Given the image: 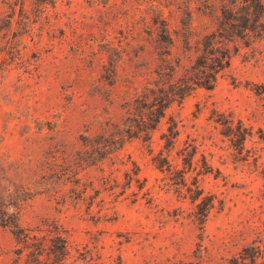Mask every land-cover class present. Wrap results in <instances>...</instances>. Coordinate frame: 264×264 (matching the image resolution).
Masks as SVG:
<instances>
[{
	"label": "rangeland",
	"instance_id": "obj_1",
	"mask_svg": "<svg viewBox=\"0 0 264 264\" xmlns=\"http://www.w3.org/2000/svg\"><path fill=\"white\" fill-rule=\"evenodd\" d=\"M0 264H264V0H0Z\"/></svg>",
	"mask_w": 264,
	"mask_h": 264
},
{
	"label": "trees",
	"instance_id": "obj_2",
	"mask_svg": "<svg viewBox=\"0 0 264 264\" xmlns=\"http://www.w3.org/2000/svg\"><path fill=\"white\" fill-rule=\"evenodd\" d=\"M200 85H202L203 87H205V88H211V87H213V79H212V77L211 78H209V79H207V80H205V81H203V82H200ZM173 127L170 129V132L173 134ZM240 131V130H239ZM177 133H174V135H176ZM238 136H239V138H241V139H243L244 138V133H242L241 131H240V133L238 134ZM189 163H190V161H189ZM198 190V191H197ZM195 191H197L198 192V195L201 193V189H199L198 188V185L196 186V188H195ZM194 199H196V198H193V200ZM213 203H209V201L208 202H205V201H203V199L201 200V201H199L197 204H196V206H198V208H199V210H198V217H201L202 218V216H206V214H207V212H208V210H210V208H212V205ZM200 215V216H199ZM199 219V218H198ZM15 226V225H14Z\"/></svg>",
	"mask_w": 264,
	"mask_h": 264
}]
</instances>
